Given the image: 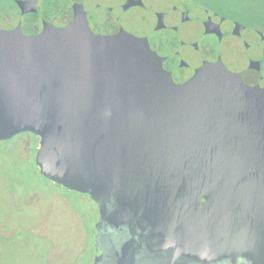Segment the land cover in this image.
I'll list each match as a JSON object with an SVG mask.
<instances>
[{
  "label": "water",
  "instance_id": "water-1",
  "mask_svg": "<svg viewBox=\"0 0 264 264\" xmlns=\"http://www.w3.org/2000/svg\"><path fill=\"white\" fill-rule=\"evenodd\" d=\"M21 132L43 177L101 216L116 203L109 223H145L194 264H264V90L221 62L175 84L146 39L96 35L79 7L36 35L0 29V140Z\"/></svg>",
  "mask_w": 264,
  "mask_h": 264
},
{
  "label": "flooded vegetation",
  "instance_id": "flooded-vegetation-1",
  "mask_svg": "<svg viewBox=\"0 0 264 264\" xmlns=\"http://www.w3.org/2000/svg\"><path fill=\"white\" fill-rule=\"evenodd\" d=\"M63 1L67 3L65 8ZM206 1L47 0L46 10L51 15L47 18L39 9L43 0H31L23 8L19 7L16 0H0V29L19 28L25 35H36L43 31L45 25L57 28L68 25L74 18L75 8L79 7L85 14L88 27L96 35L113 36L123 30L146 39L149 47L162 59V68L170 74L175 84L187 82L205 63L221 62L228 71L238 74L244 84L264 90V14L246 15L240 8L241 1L238 7L237 0H227L225 8ZM31 16L37 18L35 27L25 22V18ZM38 147L39 137L30 132L0 140V163L1 159L6 158L11 168L16 165L15 169L17 166L20 169L21 165H25L30 170L28 180L33 182V176H40L63 191L89 199L95 207L96 218L91 238L87 241L91 257L86 264H119L122 258L127 261L128 256L124 255L123 249L133 237L140 244L133 256L134 264H194L184 254H178L170 247L164 248L159 239L150 234L151 228L145 223L141 225L143 232L140 227L130 230L128 221L119 223L120 220H113L117 226L109 223L106 218L116 208L114 201L107 204V215L101 216L88 194L67 189L43 177L35 163ZM13 190L15 195H21L15 188ZM32 192L29 191L21 200L22 205L30 209L36 205L42 207L39 195H33ZM52 198L64 207L61 216L69 211L71 217L75 214L84 227V216L74 208V199L70 195L56 193ZM44 201L48 203V199ZM16 212L15 203H8L0 192V236L16 235L13 227L9 230L5 226L6 222L11 223L19 217L28 219L29 214L20 216L19 213L15 215ZM131 218L129 214L128 220ZM39 220L43 221L45 217ZM35 224H23L20 227L23 231L35 230ZM116 239H121L118 246L114 244ZM83 245L85 247L86 239ZM83 251L80 247L71 261L79 264L78 258ZM40 254L42 264H49L46 253Z\"/></svg>",
  "mask_w": 264,
  "mask_h": 264
},
{
  "label": "rangeland",
  "instance_id": "rangeland-1",
  "mask_svg": "<svg viewBox=\"0 0 264 264\" xmlns=\"http://www.w3.org/2000/svg\"><path fill=\"white\" fill-rule=\"evenodd\" d=\"M206 1V0H202ZM213 5L219 7H226L227 0H207ZM206 1V2H207ZM47 0H43L39 7L40 12L47 18H50V13L46 10ZM1 5V4H0ZM64 8L67 7V3L63 1ZM66 11V9L64 10ZM227 11V10H226ZM25 22L32 27L37 25L36 17H26ZM0 163V192L4 200L8 203L14 202L17 213L22 215L29 214L28 219L20 217L11 223H5V226L10 230L15 231V236L4 234L0 236V264H42L40 259L41 254L46 253V259L50 260L49 264H78L71 259L77 253L80 247L84 251L79 255V264H86L91 252L88 250V239L91 238L93 223L95 221V207L89 201V199H83V196L77 193L63 191L57 186L46 181L42 177L33 176L34 181L28 180L29 169L25 165H21L20 169H15V166L11 168V165H7L9 160L6 158L1 159ZM26 165H29L26 163ZM25 167V168H24ZM22 177H21V176ZM22 181V182H21ZM20 182V183H19ZM15 188L16 192L21 195H15L12 192ZM45 188V189H44ZM14 191V190H13ZM29 191H33L39 195V201L42 207L36 205L33 208H25L22 205L21 200L29 194ZM70 195L73 199V206L80 215H83V223L74 214L71 217V212L67 211L61 216L63 206H60V202L54 201L53 194ZM48 199L46 204L44 200ZM50 204V207H48ZM84 204V205H82ZM47 208H49L47 212ZM45 217V220L39 219ZM38 220V221H36ZM36 221V222H35ZM39 224H35V223ZM35 224L37 229H29L23 231L20 226ZM34 227V228H36ZM85 230V233L83 232ZM13 234V235H14ZM85 235V236H84ZM88 235V237H87ZM86 239V245L83 247V241ZM90 240V239H89ZM115 245L121 244V239L114 241Z\"/></svg>",
  "mask_w": 264,
  "mask_h": 264
},
{
  "label": "trees",
  "instance_id": "trees-1",
  "mask_svg": "<svg viewBox=\"0 0 264 264\" xmlns=\"http://www.w3.org/2000/svg\"><path fill=\"white\" fill-rule=\"evenodd\" d=\"M246 15L264 14V0H237ZM239 9V8H238Z\"/></svg>",
  "mask_w": 264,
  "mask_h": 264
}]
</instances>
